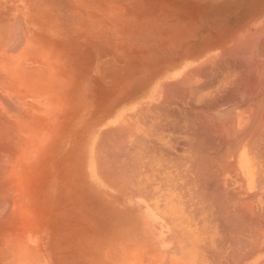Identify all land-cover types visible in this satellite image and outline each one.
<instances>
[{"label": "crops", "instance_id": "crops-1", "mask_svg": "<svg viewBox=\"0 0 264 264\" xmlns=\"http://www.w3.org/2000/svg\"><path fill=\"white\" fill-rule=\"evenodd\" d=\"M243 37L203 66L84 80L66 127L81 152L52 186V264H264V56L243 60Z\"/></svg>", "mask_w": 264, "mask_h": 264}, {"label": "rangeland", "instance_id": "rangeland-1", "mask_svg": "<svg viewBox=\"0 0 264 264\" xmlns=\"http://www.w3.org/2000/svg\"><path fill=\"white\" fill-rule=\"evenodd\" d=\"M240 29L242 59H263L264 0H0V67L45 68L41 81L47 105L39 106L29 94L23 101L19 98L24 108L19 110L33 114L31 126H42L32 129L34 135L41 131L38 157L52 176L56 162L63 174L75 171L80 138L74 128L66 127L73 124L74 97L86 78H113L117 85L145 60H175L188 67L203 66L208 59L224 60L234 51L226 41ZM252 31L255 36H245ZM222 44L228 45L220 50ZM34 72L38 81L40 71ZM42 112L49 117L44 125L36 120ZM27 135L19 134L25 143ZM56 194L49 191L52 202H58ZM57 202L58 209L50 207L49 230V248L51 236L56 257L62 215Z\"/></svg>", "mask_w": 264, "mask_h": 264}, {"label": "bare ground", "instance_id": "bare-ground-1", "mask_svg": "<svg viewBox=\"0 0 264 264\" xmlns=\"http://www.w3.org/2000/svg\"><path fill=\"white\" fill-rule=\"evenodd\" d=\"M1 68L2 66L0 67V264H52L49 248L50 207L56 206L57 209L59 207L55 204L57 201L52 202L49 191L60 190L59 182H56V187L51 189L55 183V174L59 171L57 165L60 163L54 164L52 176L45 172L36 145L37 135L41 131L38 130L40 132L34 135L32 129L42 126H37L35 123L37 127L31 126L29 117L35 119L32 117L33 114L29 115L19 110L24 109L20 107L22 103L19 102V98L22 97L23 101V98L29 94L31 98L39 101V106L47 105L46 85L41 81L45 68L20 69L18 65L14 68L11 65L7 66L9 70L5 71ZM35 70L40 71L38 81L33 79ZM49 101L53 103L54 100ZM46 118L49 117L45 114L38 116L37 123H45ZM22 132L30 134L27 135V140L32 139V144L27 140L25 143L21 139L19 134Z\"/></svg>", "mask_w": 264, "mask_h": 264}]
</instances>
